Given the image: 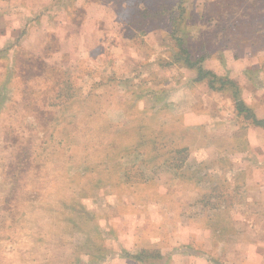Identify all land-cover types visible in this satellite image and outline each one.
<instances>
[{"label":"rangeland","instance_id":"rangeland-1","mask_svg":"<svg viewBox=\"0 0 264 264\" xmlns=\"http://www.w3.org/2000/svg\"><path fill=\"white\" fill-rule=\"evenodd\" d=\"M72 1L8 51L24 22L0 18V264H140L129 256L143 250L167 264H264V131L238 115L232 91L191 86L196 73L167 47L169 21L128 20L131 0H105L107 20L96 23ZM209 1L183 6L202 14ZM169 10L158 12L181 15ZM211 20L186 31L206 34L210 54L223 55L210 70L264 113V52L234 61ZM240 60L249 71L230 67ZM67 73L82 79L77 96L55 104L51 89ZM164 146L188 149L181 170ZM131 165L144 177L127 183Z\"/></svg>","mask_w":264,"mask_h":264},{"label":"trees","instance_id":"trees-1","mask_svg":"<svg viewBox=\"0 0 264 264\" xmlns=\"http://www.w3.org/2000/svg\"><path fill=\"white\" fill-rule=\"evenodd\" d=\"M184 1L185 0H176L174 1V6H172V8H167L170 6V0H131L129 1V7L123 11L127 13L132 10L135 15L133 14V16H129L128 20H131V17H133V20L140 23L142 21H146L145 18L151 17V15L155 21H159L160 23H167L169 21L170 23L167 28L170 30L169 35L171 42L167 45V47L171 51L174 65H178L186 71H194V74L196 73L195 78L192 80V85L206 83L208 87L214 91H232L238 115L244 116L245 119L251 120L254 125L264 128V120L258 119L254 114L253 109L250 108L241 98V87L238 82L234 79L228 78L227 76H220L216 74L214 70H210L207 60L210 57L218 60L223 58V55L218 58L210 54L211 52L208 51L210 44L209 38L206 39L203 44L200 39L201 35L206 34L201 33L198 40L193 41L192 36L186 31L189 21H199L198 23L207 22V27H209L212 23L211 18H213L214 20H217L216 29L221 32L220 34L222 35V39L220 40L219 38L218 40L219 47L222 51L226 50L234 52L235 58L239 57L237 53H240L241 51L244 56L252 55L249 54V52H255L256 48L259 50L257 52H264V14H262L264 0H224L225 2H222L219 5L217 4L218 2L216 3V0H211L206 2V7L202 14L199 13L195 7H193L190 11L184 8ZM194 3L195 2H193V4ZM141 4L143 6L140 7ZM156 5L159 6L161 10L157 9ZM235 6L240 7L237 8L239 11L243 10L239 16H236L234 11L233 13H230ZM168 9H170L169 11L172 15L175 14V11L178 9L182 16L180 15V18L177 17L178 19L167 20L168 15L170 14L164 16V13L160 12H167ZM215 10H217V13H214ZM226 15L228 17H226ZM152 21L153 20L150 22ZM179 28L183 36L177 35V30H179ZM24 35H26V32ZM214 36H216V34ZM258 40L261 41V45H257ZM197 43L198 47L193 49L192 44ZM235 45H237V48ZM194 50L197 53H194ZM166 66L172 67L173 62L166 64ZM71 74L67 73V75H64L61 82H58L55 87L51 89V94L54 95V102L57 100L55 104H60L59 101H66L68 99L74 100L76 98L77 95H75V92L77 90V85L78 83H81L80 81L82 79L79 80V76ZM50 76V78L56 79V75L53 73ZM67 85H69L68 91L66 90ZM35 102L33 104L34 106ZM39 103H42V105L45 106L52 105L48 104L47 101L45 102V97L42 100H39ZM163 150L166 153L165 162L167 159H170L168 163L169 166L178 171L181 170L182 166H184V163L186 162V159L189 157V151L186 148L174 151V148H171L170 150V147L166 148V146H164V148L160 151L162 152ZM153 153L154 152L151 151L148 154L151 155ZM182 155L183 159L179 161V157H182ZM124 170L126 175L124 179L127 183L135 182V177H144L143 172H134L137 170V166H127ZM201 202L203 201L200 200L197 202L196 206ZM129 257L140 264H167L169 261V259L163 256L160 251L156 250H143L138 255Z\"/></svg>","mask_w":264,"mask_h":264},{"label":"crops","instance_id":"crops-1","mask_svg":"<svg viewBox=\"0 0 264 264\" xmlns=\"http://www.w3.org/2000/svg\"><path fill=\"white\" fill-rule=\"evenodd\" d=\"M70 1H71V3H73L72 0H70ZM74 1H75L76 7H84L86 13L91 18L92 22L94 21L97 23V22H103L104 20H107L104 15L110 12L109 1L108 2H106L105 0H74ZM222 2H225V1L224 0L219 1V3H222ZM52 3L55 4V7L52 5ZM62 8H64V2H62V0H58V1L57 0H0V18L2 17L3 22L7 26H9L10 22L15 21L14 18L18 19V21L21 22V24L24 22V24L22 26V31L20 34V36H22V37L18 36L17 38H15V36H13L12 41L9 40L7 42L8 45L6 46V50L8 51V50H11V48L13 49L14 46H13V44H11V42L17 41V44L19 43V44L23 45V43L25 42L24 41L25 38H28L31 31L35 30V28L37 29V27L34 26V24H36L37 22L39 23L41 21V18L43 19L44 17H47L48 19L52 20L54 18V16ZM102 11H103V14H99V13H102ZM262 14H264V8L262 10ZM74 15H76V14H74ZM14 16H18V17H14ZM3 17H5L6 19H3ZM145 19L149 20V21L154 20L152 15H151V17H146ZM73 21H74V19H73ZM32 22H34V23H32ZM25 32H26V35H24ZM105 34H106V31H104V35ZM239 59H242V58H236V59H234V61L239 60ZM221 60H222V58H221ZM246 60H248V59H246ZM216 61H218V60L217 59L212 60L211 62H216ZM240 62L239 61L231 62L230 67L232 69H235L237 72L240 70L239 66L241 64L246 65L245 69H248L253 63V62H245L242 60H240ZM242 62H244V63H242ZM208 63H210V62H208ZM214 65L217 66L216 64H214ZM205 67H206V64H205ZM210 67H212V66H210ZM248 71H249V69H248ZM236 72H235V74L237 75ZM231 78H232V76H231ZM188 85H190V84H188ZM194 85H196V84H194ZM239 85L241 86L242 84H239ZM191 86H193V85L191 84ZM252 86H256L255 83H252ZM242 94H243V87H242ZM242 99H243V97H242ZM244 102L247 104L246 100H244ZM259 102L264 103V100L258 99V103ZM247 105L248 106L250 105L249 107L253 109L254 114L256 115V117L258 119L264 120V113H260V108H258V106H256L253 101H251V103L247 104ZM200 113L208 114V111L205 110V108H203L202 110H200ZM254 126H255V128L262 129L264 131V128L256 126V125H254ZM189 159H190V155H189L188 159H186V161ZM201 205H202V203L198 207H200Z\"/></svg>","mask_w":264,"mask_h":264}]
</instances>
